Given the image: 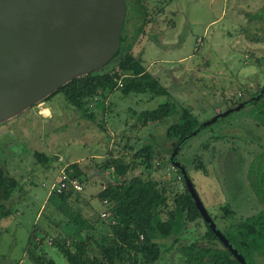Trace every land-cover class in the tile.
I'll return each instance as SVG.
<instances>
[{"label": "rangeland", "instance_id": "374dc122", "mask_svg": "<svg viewBox=\"0 0 264 264\" xmlns=\"http://www.w3.org/2000/svg\"><path fill=\"white\" fill-rule=\"evenodd\" d=\"M148 8L144 33L131 53L168 89L169 99L150 101L144 94L125 96L115 91L106 100L107 114L102 118L98 109L92 122L57 93L44 99L42 106L0 124V166L19 182L6 207L7 217L0 219V264H33L27 257L29 248L53 264H67L54 241L66 239L70 248L78 240L72 237L76 232L81 238L109 235L108 219L100 216L104 206L96 195L116 177L100 165L110 157L129 162L145 143L152 144L151 164L138 166L122 179L155 180L165 190L170 210L174 196L186 188L169 161L176 141L165 137L168 126L184 109L202 125L263 87L264 0H148ZM167 100L175 106L170 120L144 125L141 114ZM44 107L50 113H40ZM260 110L259 105L247 104L218 119L188 138L176 155L222 232L264 208L259 201L264 199ZM104 119L101 129L98 123ZM34 152L45 153L50 162L41 165ZM64 162L78 163L83 188L65 203L49 194ZM193 226L198 236L206 231L202 220ZM181 262L172 252L155 264ZM256 264H264V258Z\"/></svg>", "mask_w": 264, "mask_h": 264}, {"label": "trees", "instance_id": "16d2710c", "mask_svg": "<svg viewBox=\"0 0 264 264\" xmlns=\"http://www.w3.org/2000/svg\"><path fill=\"white\" fill-rule=\"evenodd\" d=\"M124 3L126 13L120 33V47L113 58L99 70L60 87L45 100L60 93L70 107L93 122L98 117V109L102 118L107 114L106 100L115 91L125 96L144 94L150 101L159 97L170 98L168 89L147 71L140 57L131 53L138 37L144 33L149 11L148 0H124ZM249 103L253 101L246 104ZM174 113L175 106L167 100L156 109L143 112L141 116L146 125L149 122L170 120ZM105 123L104 119L98 126L105 129ZM198 128L203 129L198 118L184 109L177 121L168 126L165 137L176 141L175 146H182ZM127 149L133 151L130 146ZM33 156L43 166L50 162L45 153L34 152ZM152 160V144L145 143L132 154L129 162L110 157L100 165L101 170H111L116 177L114 183H107L96 195V199L104 206L102 211L110 212V218L106 220L110 234L81 238L76 232L72 237L78 240L74 239L70 248L66 239L62 242L54 241L53 247L66 263L153 264L160 260L163 253L177 250L184 259L183 264H240L205 223V233L202 236L196 235L193 225L201 220V216L186 189L184 193L174 196L169 210L166 209V192L155 180L139 176L122 179L138 166H149ZM64 165H67L66 174L80 182L82 170L78 163L64 162ZM199 169L206 174L202 165ZM176 172L182 178L179 170L176 169ZM18 187L19 182L0 166V219L7 217L6 207ZM74 193L69 189L51 196H57L59 202L65 203ZM163 214L165 219H162ZM37 231L38 227L35 226L29 239L31 247ZM222 234L247 264H256L257 256L264 257V212L228 228ZM27 257L33 264H53L50 260L36 256L30 248Z\"/></svg>", "mask_w": 264, "mask_h": 264}, {"label": "water", "instance_id": "95a60500", "mask_svg": "<svg viewBox=\"0 0 264 264\" xmlns=\"http://www.w3.org/2000/svg\"><path fill=\"white\" fill-rule=\"evenodd\" d=\"M125 13L124 0H0V124L105 66L119 50ZM245 104L216 114L201 128ZM178 149L169 161L203 221L240 264H247L208 215L186 169L175 160Z\"/></svg>", "mask_w": 264, "mask_h": 264}, {"label": "built area", "instance_id": "2783aa9c", "mask_svg": "<svg viewBox=\"0 0 264 264\" xmlns=\"http://www.w3.org/2000/svg\"><path fill=\"white\" fill-rule=\"evenodd\" d=\"M67 165H64L63 169L60 170L59 175L57 176V180L51 185L49 194H61L64 191H68L69 189L75 193H81L83 191L81 183L75 179L70 178L66 172L65 168ZM101 218L108 219L110 218V212L103 211L101 213ZM113 223V222H112Z\"/></svg>", "mask_w": 264, "mask_h": 264}, {"label": "flooded vegetation", "instance_id": "af4514ba", "mask_svg": "<svg viewBox=\"0 0 264 264\" xmlns=\"http://www.w3.org/2000/svg\"><path fill=\"white\" fill-rule=\"evenodd\" d=\"M262 90H264V85H263V87L258 91V92H256L252 97H250L249 99H245V100H241L240 102H238V103H236V105L234 106V107H232V108H235L236 106H238L240 103H244V102H249V101H253V103H249V105H259V106H261V110H260V112H261V116H263L264 117V114H263V111H264V103H263V101H264V99H262V96L264 95V92H262ZM261 92H262V94H261ZM261 94V95H260ZM258 96H260L259 98H258ZM43 102V101H42ZM247 104H245L244 105V107L246 106ZM243 108V107H242ZM241 108V109H242ZM228 109H231V108H228ZM227 109V110H228ZM240 109V110H241ZM226 111V110H225ZM237 112V111H236ZM211 120V119H210ZM207 127V126H206ZM204 128V127H203ZM195 134H197V133H195ZM193 136V135H192ZM191 136V137H192ZM185 144V143H184ZM177 146H179V149L181 148V146L180 145H176L174 148H173V150L177 147ZM178 149V150H179ZM172 150V151H173ZM172 154V153H171ZM175 160L177 161V159H176V156H175ZM180 163V162H179ZM181 164V163H180ZM182 165V164H181ZM259 201H261V202H263L262 203V207L264 206V199L263 200H259ZM207 211V210H206ZM262 212H264V208H263V210L261 211V212H259V214L260 213H262ZM207 213H208V215L211 217V219H212V221L214 222V224L216 225V228L218 229V230H220L219 229V227H218V225L216 224V222H215V219H214V216L209 212V211H207ZM258 215V214H257ZM256 214H250V215H246V219L245 220H247V219H251L252 217H255V216H257ZM201 216V215H200ZM201 220H202V222L203 223H205L204 221H203V219H202V217H201ZM245 220H243V221H245ZM207 225V224H206ZM221 231V230H220ZM222 232V231H221ZM172 252H175V256L179 259V260H181L182 262V264H183V261H184V259L183 258H181V256L179 255V253H178V251L177 250H172L171 252H169V253H163V255L161 256V258H160V260H157V261H155L153 264H155V263H157V262H160V261H162V259L164 258V256L165 255H167V254H171ZM260 258H264L263 256H259ZM258 256L255 258L256 259V262H257V260H258V258H259ZM118 264H120V263H118Z\"/></svg>", "mask_w": 264, "mask_h": 264}, {"label": "crops", "instance_id": "0c3cea01", "mask_svg": "<svg viewBox=\"0 0 264 264\" xmlns=\"http://www.w3.org/2000/svg\"><path fill=\"white\" fill-rule=\"evenodd\" d=\"M42 103L43 102H40L39 104H37V105H40V106H42ZM36 107V105L35 106H33V108H35ZM41 111L42 112H44L45 111V113H50V110H49V108H47V107H44V108H42V109H40V113H41ZM13 119V118H12ZM11 120V119H10ZM9 121V120H8ZM13 177V176H12ZM14 195V194H13ZM11 200H12V198H11ZM11 200L9 201V204L11 203Z\"/></svg>", "mask_w": 264, "mask_h": 264}]
</instances>
